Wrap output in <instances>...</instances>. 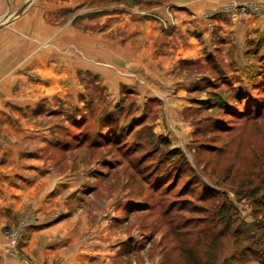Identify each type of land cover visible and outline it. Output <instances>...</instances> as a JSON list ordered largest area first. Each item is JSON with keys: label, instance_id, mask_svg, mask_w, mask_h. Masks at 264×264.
<instances>
[{"label": "rangeland", "instance_id": "obj_1", "mask_svg": "<svg viewBox=\"0 0 264 264\" xmlns=\"http://www.w3.org/2000/svg\"><path fill=\"white\" fill-rule=\"evenodd\" d=\"M100 4L0 0V27L40 9L81 62L0 117V264H264V0L209 13L178 63L146 34L87 53Z\"/></svg>", "mask_w": 264, "mask_h": 264}, {"label": "crops", "instance_id": "obj_2", "mask_svg": "<svg viewBox=\"0 0 264 264\" xmlns=\"http://www.w3.org/2000/svg\"><path fill=\"white\" fill-rule=\"evenodd\" d=\"M231 1L234 0H166L148 16V13H144L145 10H139L140 3L137 4L133 0H97V3H101L98 8L102 9L103 14H99L97 18L94 33L90 32L87 38L84 35L80 37L85 41L82 46L94 54L95 49H90L89 41L96 40L97 55L105 56L106 46H109L115 55L120 54L122 50L115 41L118 35L123 39H131L135 34H146L145 37L150 39L151 44H158L161 37H164L165 43L173 40L178 48H161L164 43L162 41L155 53L172 55L171 58L177 59L178 63L180 40L185 38L192 40L198 36L195 33L206 31L207 15ZM170 15L175 16V22ZM109 17L111 20L108 21ZM157 18L166 20L169 25H174L173 28L167 30ZM57 29L51 15H44L37 8L30 14L13 19L8 26L0 27V117L7 112L8 106L20 107L26 104L24 98L21 100L14 98L15 87L27 93L30 89L40 88L41 85L50 89L56 87L57 73L66 75L77 69L74 63L78 64L79 59L69 50L65 49L64 52L61 51L62 48L58 50V46L67 48L68 45H72L73 39L69 35V30L58 34ZM105 41H108L107 45ZM30 72L36 74V78L29 76ZM7 152V149H0V158L5 157L3 153L9 158ZM5 197L8 198L7 195Z\"/></svg>", "mask_w": 264, "mask_h": 264}, {"label": "trees", "instance_id": "obj_3", "mask_svg": "<svg viewBox=\"0 0 264 264\" xmlns=\"http://www.w3.org/2000/svg\"><path fill=\"white\" fill-rule=\"evenodd\" d=\"M176 152V151H175ZM176 155H178V154H176ZM249 231H247V233H248ZM249 238H257V239H259L260 237L261 238H264V236H263V234L262 235H259L258 234V236H256V235H251V236H248ZM261 262H262V260H261ZM191 264H197L196 262H192Z\"/></svg>", "mask_w": 264, "mask_h": 264}, {"label": "water", "instance_id": "obj_4", "mask_svg": "<svg viewBox=\"0 0 264 264\" xmlns=\"http://www.w3.org/2000/svg\"><path fill=\"white\" fill-rule=\"evenodd\" d=\"M25 7H26V5L22 7V9H21V11H20V12H22V11L25 9Z\"/></svg>", "mask_w": 264, "mask_h": 264}]
</instances>
